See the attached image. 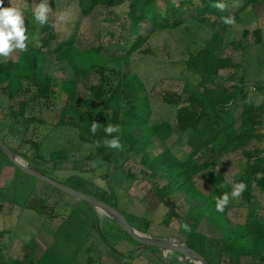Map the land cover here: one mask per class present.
<instances>
[{
    "label": "rangeland",
    "instance_id": "374dc122",
    "mask_svg": "<svg viewBox=\"0 0 264 264\" xmlns=\"http://www.w3.org/2000/svg\"><path fill=\"white\" fill-rule=\"evenodd\" d=\"M180 1L182 0H170L176 6ZM39 2L40 0H11L13 6L20 7L25 13V27L33 41L28 47L35 46V40L42 33V26L32 15ZM48 3L52 8L49 22L54 26L50 30L53 39L49 44L43 72L51 78L53 93L43 107L35 105L25 112L26 118L34 116L42 119L43 124L29 122L25 117L14 118L10 110L17 108L18 98L11 100L0 88V141L11 150L15 160L27 165L26 158L36 159V171L72 189L95 196L108 204L111 201L109 193L112 192L118 212L133 228H137V224L131 216L145 219L148 224H156L163 218L167 207L162 205L163 209L155 207L154 212L148 211L151 203L156 200L152 186L144 178L143 171L147 167L142 160L144 155L154 158L160 154L163 150L160 143L152 139V144L147 148L134 151L128 158L119 160L117 166H110L104 162L86 160L87 156L95 153L94 150L80 143L74 130L56 126L58 111L66 103L60 85L63 81L71 80L73 73L65 62L56 61L55 51L73 36L75 46L81 50L101 48V65L96 69L98 73H90L85 80L78 78L75 81L76 96L81 100L86 99L88 87L96 83L99 73L111 78V71L117 70L108 58L121 55L123 48L134 38L129 25L124 22L128 0H114L110 6L99 5L86 17L80 12L78 0H48ZM3 6H10V0H4ZM228 11L235 22L226 24L223 30L220 55L230 58L236 68L219 71V77L226 80L234 74L243 78L248 83L255 102L260 103L262 96L254 90L252 83L256 82L264 88V6L257 4L245 7L244 0H233ZM62 14L65 17L63 20L59 19ZM105 17L110 21H104ZM255 30L260 32L259 44L255 41ZM244 32L248 33L247 36L243 35ZM139 35L145 38L146 43L130 57L123 70L128 74H138L144 82V93L151 108L150 123H173L177 108L163 103L161 96L164 92L184 95L187 90L197 87L196 79L184 72L183 59L187 52H196L203 47L211 36V30L197 21L192 13H187L181 17L176 28L152 33L149 26H144L140 28ZM19 53L16 51L7 58L0 57V62L16 60ZM235 114L239 116V111ZM257 133L260 135L258 140L250 141L234 152L216 155L208 170L193 178L196 189L208 195L211 178L219 174L231 191L245 164L241 150L264 149V116L257 127ZM187 137L188 133L174 129L165 146L173 144L177 155L182 157L190 151L186 145ZM33 144L38 147H32ZM58 150L66 153L65 161L49 160V153ZM152 182L162 186L166 180L163 175L158 174L152 178ZM39 184L43 186V190L37 188ZM42 193L47 194V198L42 197ZM253 196L256 204L254 210L241 205L240 197L230 199L224 219L228 225L264 220V193L254 188ZM37 198H43L44 207L51 211H44L42 216L30 210L27 206ZM166 201L188 224L191 222L187 217L189 211L193 207L203 206L202 202L196 203L184 191L168 195ZM75 202V198L52 190L44 182L17 168L0 151V264H99L96 262L105 258V252L115 250L116 242L125 238L108 214L94 206L92 207L100 224L99 234L90 228L89 223L80 220H73L74 223H69V228L67 226L58 231ZM171 222L172 230L176 232L178 229L180 232V220L174 218ZM74 225L80 229L76 231ZM195 232L207 238L205 248L206 252H212L208 254L210 261L217 260L221 234L205 219L199 221ZM180 234L185 240V235ZM214 244H218L217 247ZM187 261L193 264L190 260Z\"/></svg>",
    "mask_w": 264,
    "mask_h": 264
},
{
    "label": "trees",
    "instance_id": "16d2710c",
    "mask_svg": "<svg viewBox=\"0 0 264 264\" xmlns=\"http://www.w3.org/2000/svg\"><path fill=\"white\" fill-rule=\"evenodd\" d=\"M113 1L78 0V6L81 14L86 17L99 5L110 6ZM220 3L224 5L222 10L217 7ZM232 4L233 0H182L176 6L170 0H128L124 22L129 25L134 38L123 48L121 55L108 58V61L117 67V70L111 71L112 79L99 73L96 83L88 87L87 98L83 100L76 96L75 81L78 78L85 80L90 73H98L96 69L101 65V48L81 50L75 46L73 36L54 54L56 61L65 62L73 73L71 80L63 81L60 85L66 103L58 111L56 126L74 130L78 141L94 150L95 153L87 156L86 160L100 161L110 166H117L119 160L128 158L134 151L147 148L152 144V139L160 143L163 146L162 152L154 158L144 155L142 161L147 167V170L143 171L144 178L152 186L156 203L167 207L161 224L167 227L172 219L180 220L179 231L185 235L184 244L203 257L208 264H239L244 256L264 261V220L228 225L224 220L228 206L222 213L215 209V197L230 191L224 178L219 174L211 178L208 195L199 192L193 182L197 174L208 170L216 155L234 152L250 141L260 138L257 127L264 116V88L256 82L252 83L254 90L262 96L261 102L256 103L248 83L243 78L234 74L226 80L219 77V71L236 68L230 58L220 55L224 39L223 30L226 26L222 18L230 17L228 8ZM257 4L264 6V0H244L245 7ZM187 13H192L197 21L211 30V36L203 47L196 52H187L183 59L184 72L196 79L197 87L187 90L184 95L164 92L161 101L177 108L174 122L151 124V108L144 93V82L138 74L126 73L123 67L146 43L145 38L139 35L141 27L149 26L152 33L168 31L176 28L181 17ZM104 21L109 22L110 19L105 17ZM52 27L51 22L41 27L42 33L36 39L39 40L40 47H28L27 51L19 53L16 60L0 62V88L11 100L18 98L17 108L10 110L14 118H26L25 112L28 109L35 105L43 107L53 93L51 78L43 72L49 44L53 39L50 34ZM247 34L243 33L244 36ZM254 37L257 44L261 43L259 30L254 31ZM198 86L202 88L199 89ZM236 111H239V116H236ZM26 119L43 124L42 119L34 116ZM93 123L97 124L95 134L91 131ZM108 125H118L119 133L106 136L104 129ZM174 129L188 133L186 145L190 151L182 157L177 155L173 144L165 146ZM115 136L119 137L121 149H110L103 143L105 138L111 139ZM1 142L4 144L2 140ZM32 147L38 146L33 144ZM240 153L245 159V164L237 182L243 181L247 185L240 196V203L247 209L254 210L256 204L253 189L264 193V149L241 150ZM66 158V153L62 150L49 153V160L53 162H63ZM25 160L27 167L37 170L34 164L36 159ZM158 174L163 175L166 180L162 186L152 182V178ZM179 191H184L196 203H203L202 207H193L189 211V224L180 218L173 206L166 201L168 195ZM109 194L110 203H104L118 211L114 194ZM44 202L43 198H37L27 207L43 216L44 211H51L44 207ZM131 217L137 224L135 229L145 233L148 221ZM201 219H205L222 236L218 259L211 260L212 262L205 248L207 238L195 232ZM73 220L86 221L95 232H101L93 207L83 201L76 200L58 231L67 226L69 228V223H74ZM182 224H187L191 230L185 231L181 227ZM78 228L80 229L74 225L76 231ZM117 229L127 241L141 245L118 226Z\"/></svg>",
    "mask_w": 264,
    "mask_h": 264
},
{
    "label": "clouds",
    "instance_id": "9594fccd",
    "mask_svg": "<svg viewBox=\"0 0 264 264\" xmlns=\"http://www.w3.org/2000/svg\"><path fill=\"white\" fill-rule=\"evenodd\" d=\"M4 0H0V57L7 58L13 52H25L28 50V44L33 43L28 34V29L25 27V13L17 6H13L10 0V6H3ZM218 8L223 9L224 5L218 4ZM52 13L48 0H40L33 10V18L39 25L43 26L49 22V14ZM63 14L59 19L63 20ZM223 23L233 24L235 22L233 17L222 18ZM54 26V25H53ZM35 46L40 47L39 40H35ZM97 124L93 123L91 131L95 134ZM106 136H111L113 133H119L118 125H108L104 129ZM103 143L110 149H121L119 137L115 136L111 139L105 138ZM247 185L243 182H236L232 185L230 192H224L215 197V209L217 212H224L229 204L230 199L239 198L246 190ZM181 227L185 231H190L187 224H182Z\"/></svg>",
    "mask_w": 264,
    "mask_h": 264
},
{
    "label": "water",
    "instance_id": "95a60500",
    "mask_svg": "<svg viewBox=\"0 0 264 264\" xmlns=\"http://www.w3.org/2000/svg\"><path fill=\"white\" fill-rule=\"evenodd\" d=\"M0 151L20 170L23 172L29 174L30 176H33L34 178L38 179L39 181L44 182L45 184L49 185L50 187L54 188L57 191H60L66 195H69L76 200L83 201L91 206H94L100 210H103L108 214V216L115 222V224L123 231L125 232L129 237H131L134 241L137 243L150 247V248H157L159 250H162L163 252H173L176 254L181 255L182 257L190 260L193 262V264H208L203 257H201L199 254L185 246L182 242L173 240V239H164V238H157L152 237L147 234H143L135 230L132 226H130L122 214H120L118 211L113 209L111 206L105 204L104 202L86 195L82 192H79L75 189H72L64 184H61L43 174L40 172L31 169L27 167L26 165L18 162L13 158V153L11 150L6 147L1 141H0Z\"/></svg>",
    "mask_w": 264,
    "mask_h": 264
},
{
    "label": "crops",
    "instance_id": "0c3cea01",
    "mask_svg": "<svg viewBox=\"0 0 264 264\" xmlns=\"http://www.w3.org/2000/svg\"><path fill=\"white\" fill-rule=\"evenodd\" d=\"M40 185V184H39ZM43 190V186H37ZM43 194V193H42ZM42 197L47 198V194ZM149 207V206H147ZM156 208L163 209L162 205L153 201L149 212H154ZM162 220V218H161ZM161 220L158 223L149 224L145 233L152 237L173 239L184 243V236L180 232L173 231L172 222L167 227L161 225ZM135 229V228H134ZM136 230V229H135ZM138 231V230H137ZM139 232V231H138ZM141 233V232H140ZM115 250L105 252V258L100 259L96 263L99 264H192L186 258L173 252H163L157 248H146L143 245L132 244L130 241L121 239L116 242ZM185 245V244H184ZM216 247L218 244H214ZM186 246V245H185ZM214 246V250L216 247ZM207 250V249H206ZM211 254V250L208 251ZM239 264H264V261L253 260L250 257H241Z\"/></svg>",
    "mask_w": 264,
    "mask_h": 264
}]
</instances>
